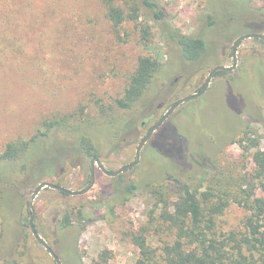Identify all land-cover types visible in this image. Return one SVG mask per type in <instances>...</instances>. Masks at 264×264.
<instances>
[{
	"label": "rangeland",
	"instance_id": "374dc122",
	"mask_svg": "<svg viewBox=\"0 0 264 264\" xmlns=\"http://www.w3.org/2000/svg\"><path fill=\"white\" fill-rule=\"evenodd\" d=\"M159 1L172 24L184 34L198 31L210 34L211 50L205 64H185L181 50L169 45L159 27L143 16L136 22L125 23L118 34L106 18L103 0H0V154L13 141L28 140L45 132V122L62 119L65 129H58L49 141L67 146L55 153L60 158L56 176L27 180L20 177L15 181L16 197L9 200L11 215L7 225L3 226L0 216V238L5 228L10 234L0 241V264H56L32 234L29 202L44 181L73 192L89 186L91 160L83 151L74 149L76 138L87 135L92 139V144L100 148L98 158L109 172L132 164L141 141L177 101L198 93L214 67H232L235 40L258 33L245 25V21L251 20L250 7L264 6V0H252L242 20L244 24L235 35L230 34L233 28L211 29L204 18L208 0ZM141 57L156 61L163 71L133 109H119L117 103L123 98ZM259 60L264 61V45L256 38L242 41L235 70L214 78L209 90L224 87L221 84L227 79L233 83V79L243 76L248 81L256 78V82L234 93L229 87L221 88L203 99L200 108L189 106L188 110L202 115L201 125L211 135L224 134L228 138L243 112L257 113L256 106L264 107V70L257 68ZM235 89H239L237 84ZM190 102L182 104L166 123L185 124L180 114ZM161 104L164 106L159 109ZM262 113L258 120L264 122ZM243 121H251L258 131L260 150L264 151V125L247 117ZM143 123L147 125L144 127ZM203 127H196L193 135L203 138ZM169 138L170 135L161 137V147ZM256 153L257 150H252L247 154L239 144H234L219 156L223 167L238 162L244 172L253 167L252 157ZM147 166L148 176L161 170L156 158H151ZM135 179L136 170H127L118 179L108 177L96 165V184L85 195L64 196L60 191L45 188L34 201L35 226L51 245L59 218L69 208L72 211L67 215L68 224L84 225L78 242L84 264H136L140 251L131 241L132 234L146 233L154 248H160L169 237L168 231L155 234L158 228L149 222L150 197L146 194L131 197L128 203L116 207L114 215L104 207L95 210L92 206L112 189V196H120L122 188ZM80 207L91 218L82 225L74 215ZM245 217L246 212L232 204L217 219V229L223 233L241 231Z\"/></svg>",
	"mask_w": 264,
	"mask_h": 264
},
{
	"label": "trees",
	"instance_id": "16d2710c",
	"mask_svg": "<svg viewBox=\"0 0 264 264\" xmlns=\"http://www.w3.org/2000/svg\"><path fill=\"white\" fill-rule=\"evenodd\" d=\"M251 3L252 0H208L204 18L208 19L211 29L226 30L228 27L230 31L233 28L230 34L238 35L239 27L244 24L242 20L249 12L246 9ZM103 6L106 18L118 34L125 23L136 22L143 16L159 27L169 45L181 50L185 64L194 66L208 61L210 34L206 31L184 34L172 24L167 10L159 0H103ZM250 9L251 20L245 21V25L254 32L263 33L264 6H252ZM257 40L264 45L263 41ZM258 62L257 68L262 67L264 70V61ZM162 71L156 61L141 57L123 98L117 103L119 109H133ZM227 75L226 72H218L215 78ZM255 82L256 78L250 80L249 84ZM202 101L190 102L184 110L187 112L180 114V118L186 120L185 124L178 122L171 126L165 122L158 129L150 143L145 145L142 163L132 168L136 170V179L122 188L120 196H112V189L92 205L95 210L104 207L110 215H114L116 207L128 203L131 197L144 194L150 197L149 222L158 228L155 234L162 235L168 231L169 237L160 248H154L149 244L146 233L132 234L131 241L140 251L136 264H264V151L260 150L258 131L253 128L251 121H243V117H247L254 121L257 119L258 123L264 125V122L258 120L263 115L264 107L256 106L257 113L251 110L243 112L228 138H225L224 134L211 135L201 125L202 115L196 110H188L190 105L200 108ZM189 112L193 114L192 117ZM64 122L65 119L45 122V132L28 140L13 141L0 154V216L4 220L3 226L10 221L9 200L14 196V185L18 178L24 177L27 180L29 177L42 179L45 176H56L60 158L55 153H60L67 146L49 140L53 139L58 129H65ZM196 127L205 130L203 138L193 135L192 131ZM163 135L167 138L170 135V138L161 147L160 139ZM76 139L75 150L83 151L84 156L90 160L99 156L100 148L92 144V139L87 135ZM234 144H239L247 154L257 150L252 157L253 167L250 170L243 172L238 162H229L223 167L219 155ZM151 158H156L161 168L155 176H148L147 172ZM122 175L117 178L121 179ZM61 194L67 195L63 192ZM232 204L246 212L243 229L219 232L217 219ZM83 207L75 210L78 214H74L81 225L91 221ZM71 211L67 208L65 215L59 218L50 246L62 264H84L78 245L84 225L73 227L68 224L67 215ZM8 231V228L4 229L0 241L10 236ZM25 237L24 240L27 239ZM5 258L9 263V258Z\"/></svg>",
	"mask_w": 264,
	"mask_h": 264
},
{
	"label": "water",
	"instance_id": "95a60500",
	"mask_svg": "<svg viewBox=\"0 0 264 264\" xmlns=\"http://www.w3.org/2000/svg\"><path fill=\"white\" fill-rule=\"evenodd\" d=\"M259 39L261 41L264 42V34L262 33H257V34H246L243 36L238 37L234 44H233V48H232V54H233V65L232 67H226V66H216L214 67L209 76H208V80H207V84L204 87L203 91L198 93V94H193V95H189L186 96L182 99H180L179 101H177L172 108L164 115V117L149 131V133L146 135V137L141 141V143L139 144L138 148H137V156H136V160L129 165H126L124 167H122L121 169L115 171V172H109L108 170L105 169V167L103 166V164L101 163V160L98 157H94L91 164H92V171H93V177L91 180V183L89 184V186L80 191V192H73L70 191L64 187H61L53 182H48V181H44L42 183L39 184V186L37 187V189L35 190L30 202H29V211H30V228L32 231V234L34 235L35 239L43 245V247L50 253V255L52 256V258L54 259L56 264H62L61 259L59 258V256L56 254V252L53 250V248L41 237V235L39 234L36 226H35V215H34V201L35 199L38 197V195L41 193L42 190H44L45 188H51L60 192H63L65 194L68 195H85L87 194L96 184V177H95V172H96V165H98L99 169L103 171V173L109 177H117L123 173H125L127 170H130L134 167H136L137 165H139L140 161H141V153L145 147V145L150 141V139L152 138V136L158 131V129L169 119V117L184 103L191 101L193 99L199 98L201 96H203L205 94V92L207 91L211 80L213 79V77L218 73V72H232L235 70V68L237 67V63H238V47L240 45V43L246 39Z\"/></svg>",
	"mask_w": 264,
	"mask_h": 264
},
{
	"label": "flooded vegetation",
	"instance_id": "af4514ba",
	"mask_svg": "<svg viewBox=\"0 0 264 264\" xmlns=\"http://www.w3.org/2000/svg\"><path fill=\"white\" fill-rule=\"evenodd\" d=\"M229 73H231V72H229ZM228 73V74H229ZM215 78V76L213 77V79ZM212 79V80H213ZM208 80V79H207ZM212 80H211V83H212ZM236 80H237V82H236ZM233 83L229 80V79H227V81H224V82H222L223 84H221V85H223L224 87H217L216 88V90H214V91H216V92H218L217 90H220L221 88H226V87H229V88H231V92H237V91H242V90H244L245 88L247 89L248 87H249V81L247 80V78L246 77H239V78H237ZM178 80H176V82H177ZM242 82L244 83V84H242ZM211 83H210V85H209V87H208V89H207V91L205 92V94L203 95V96H201V97H199V98H196V99H193V100H191V101H196V100H200V99H205L209 94H212V93H216V92H214L213 90H209L210 89V86H211ZM237 83V85H238V87H239V89L238 90H236L235 89V84ZM206 84H207V81H206V83H205V85L203 86V89H204V87L206 86ZM203 89H201V90H199V92L198 93H200V92H202L203 91ZM198 93H196V94H198ZM164 106V104H161L158 108L160 109V108H162ZM188 114H191L190 112L188 113ZM187 114V115H188ZM193 116V115H192ZM191 116V117H192ZM191 117H188V119H191ZM167 122V121H166ZM147 124L146 123H143V126L145 127ZM233 129V128H232ZM231 129V130H232ZM153 137V136H152ZM142 154V153H141ZM92 160H93V158H92ZM92 160H91V162H92ZM140 164V163H139ZM102 171V170H101ZM103 172V171H102ZM92 177H93V171H92V164H91V180H92ZM95 177H96V172H95ZM109 177V176H108ZM118 177V176H117ZM117 177H111V178H117ZM91 180H90V183H91ZM42 245V244H41ZM43 246V245H42Z\"/></svg>",
	"mask_w": 264,
	"mask_h": 264
}]
</instances>
